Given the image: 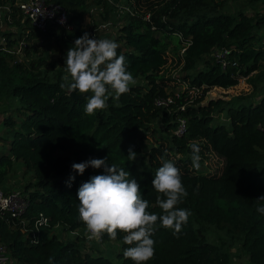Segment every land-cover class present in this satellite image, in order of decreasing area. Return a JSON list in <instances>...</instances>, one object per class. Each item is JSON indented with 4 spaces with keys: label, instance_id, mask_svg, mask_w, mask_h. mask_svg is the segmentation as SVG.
Here are the masks:
<instances>
[{
    "label": "trees",
    "instance_id": "trees-1",
    "mask_svg": "<svg viewBox=\"0 0 264 264\" xmlns=\"http://www.w3.org/2000/svg\"><path fill=\"white\" fill-rule=\"evenodd\" d=\"M51 1L68 9L69 25L52 23L46 30L38 29L15 6L11 24L18 29H0V96L19 102L18 118L13 114L4 118L12 136L0 133V187L9 189L6 179L16 161H22L32 181L22 187L29 204L20 219H30L29 228L41 212L49 218L38 231L40 240L31 242L26 232L0 216V240L8 244L17 264H134L123 256L134 246L123 242L125 233L117 234L119 249L113 258L88 251L84 235L66 237L54 227L59 223L64 231L85 229L77 191L104 169L89 167L81 175L71 165L106 156L109 164L137 180L150 214H164L156 203L162 194L151 183L162 166L161 157L180 170L188 195L176 207L190 212L188 222L177 236L157 221L151 237L155 254L146 264H232L235 246L253 264H264V214L257 211L264 205L257 199L264 195V12L228 11L224 9L228 0H145L149 2L145 10L126 1L137 13L125 14L116 51L125 56L127 71L137 84L119 101L109 97L108 107L90 116L85 106L91 93L61 88L66 53L84 32L92 38V26L84 24L90 8L114 4ZM248 1L256 5L264 0ZM148 11L151 19L145 18ZM176 32L191 40L182 54ZM22 39L27 42L23 55L13 51ZM46 39L57 43L58 56L52 57L51 47L50 52L43 51ZM218 47L230 49L226 65L214 55ZM172 48L185 72L181 77L163 72ZM254 71L257 75L251 77ZM243 76L253 82V93L204 101L211 87L233 86ZM178 85L183 86L177 89ZM195 88L200 90L193 92ZM169 95L173 97L169 105L156 103ZM180 117L186 119V129L177 134ZM157 118L164 122L162 130L154 125ZM150 135L156 141L144 149ZM192 143L200 147L201 162L211 151L223 156L219 173L192 167ZM129 147L137 153L133 162L128 161ZM70 175L75 180L69 188ZM209 224L222 232L220 239L209 240ZM101 240L111 239L105 234Z\"/></svg>",
    "mask_w": 264,
    "mask_h": 264
},
{
    "label": "clouds",
    "instance_id": "clouds-1",
    "mask_svg": "<svg viewBox=\"0 0 264 264\" xmlns=\"http://www.w3.org/2000/svg\"><path fill=\"white\" fill-rule=\"evenodd\" d=\"M118 47L112 40H97L84 32L75 40L74 47L67 50L65 83L61 84V88L66 87L70 93H91L86 96L87 115H95L98 110L106 109L109 97L119 101L121 95L131 90L130 86L137 84L127 71L125 56L117 55ZM189 147L192 150V167L199 171L200 147L196 143ZM127 157L129 162L136 160L137 153L132 147H129ZM161 161L162 166L157 169L151 183L156 192L162 194L157 196L156 203L163 210V215L147 211L149 203L142 198L140 184L129 171L109 164L108 156L72 163V171L81 175L89 167L104 169L102 174L93 175L83 182L77 191L79 219L86 227L89 240L100 241L105 234L115 240L118 232L125 233L123 242L134 246L126 248L123 256L134 261V264H146L155 254V241L151 237L157 221L162 227L173 230V235L181 233L190 212L176 206L188 193L174 162L163 157ZM73 180L75 176L70 175L66 181L67 187H71ZM257 199L264 201V195ZM257 211L264 214V205H258ZM37 225L39 227L40 221H37ZM49 260L51 262L52 258Z\"/></svg>",
    "mask_w": 264,
    "mask_h": 264
},
{
    "label": "rangeland",
    "instance_id": "rangeland-1",
    "mask_svg": "<svg viewBox=\"0 0 264 264\" xmlns=\"http://www.w3.org/2000/svg\"><path fill=\"white\" fill-rule=\"evenodd\" d=\"M116 1L117 3H114V5L112 6L110 4H108L107 6H101V8H99L97 12H94V14L89 15V13H87L85 15L84 24L88 27L92 26V28L96 33L97 40L109 39L114 42L122 43V41H119L117 37L119 36V29L121 23L125 19L126 15L124 13H120L119 4L126 3V1L129 0H116ZM132 2L136 4V6L141 7L144 10L148 9L149 2L145 0H133ZM240 8L246 9L250 13L255 12V9L264 12V1H259L256 5H252L248 0H228L224 7V9H227L228 11H236ZM5 28L8 30L18 29L16 25L11 23L5 25ZM174 40L176 42L179 41L177 36L174 37ZM46 42H47L46 43L47 48H45L43 51L46 53L47 51L50 52V47H51L52 57L58 56L59 52L55 48L57 46L56 45L57 43L53 39H52V44L49 43L47 39ZM181 65L182 64L179 59L177 50L173 48L170 49L168 54V61L163 69V72L166 75L181 77L185 73ZM257 72L258 71H254L251 77L256 76ZM182 86L178 85L177 89L181 88ZM253 90H254V84L251 81L250 77L243 76L240 78V81L233 86L211 87L207 91V97L205 98L204 101H207L210 97L222 96V97L230 98L234 95H249L253 93ZM18 107H19V102L16 99H12L11 97H7L5 95L0 96V133L7 134L8 132L7 135L12 136V133L10 132L11 127L7 126L4 123V118L8 114H13L15 118H18L17 117ZM221 117H223V115H221ZM163 124L164 122L161 118H157L154 122V125H156L160 130H162V128L164 127ZM155 141L156 139L152 135H150L148 138L145 139L144 149L149 150L150 144L154 143ZM223 164H224L223 156L215 151H211L210 153L207 154V157L203 162L200 161V165H201L200 168L204 172L219 173L221 171ZM20 174L22 176V183L15 189H22L24 185L28 186L30 181H32V177L30 174L26 172L25 166L24 168H21ZM58 231H60L61 234L66 237H71V235L69 233H66V231L64 230L58 229ZM221 235L222 232L218 231L215 225L209 224V229H208L209 240L218 239ZM83 238H84L85 248L88 251L94 253L102 252L110 255L113 258H116V254L119 249V243L116 239L110 241H102V240L96 241V240H89L85 236ZM232 253H233L232 264H253L248 258V255L245 252L239 250V247L237 246L233 247Z\"/></svg>",
    "mask_w": 264,
    "mask_h": 264
},
{
    "label": "built area",
    "instance_id": "built-area-1",
    "mask_svg": "<svg viewBox=\"0 0 264 264\" xmlns=\"http://www.w3.org/2000/svg\"><path fill=\"white\" fill-rule=\"evenodd\" d=\"M110 3H117L116 0H108ZM17 6L20 11L23 13L24 18H27L30 24L33 27H36L41 30H46L50 24L55 23L62 26L69 25L70 12L68 9L57 2L51 0H14L12 2H7L0 4V29H6L5 25L9 24L13 20V14ZM120 13H130L135 15L137 13L136 9L128 3L119 4ZM101 8V6L93 5L89 10V15L94 14ZM152 13L148 11L145 14V18L151 19ZM165 17V16H163ZM63 19V23L61 20ZM92 38L96 39V33L94 29H91ZM179 39L182 41L181 54L185 51L187 46L191 43V40L186 38L182 32L175 33ZM27 42L21 40L17 47L13 50L18 54L24 53V48ZM230 53V49L227 47H218L214 50V55L222 59L223 64L227 63V56ZM185 87V86H184ZM199 88L193 90L197 91ZM173 100V97L169 95L168 97H159L156 100L158 105H169ZM184 107V105H182ZM186 129V119L184 117L179 118L177 127L174 129V132L181 134ZM179 154L178 156H180ZM202 159V156H200ZM29 204L27 193L23 189L9 188L5 189L0 187V216L6 218L10 226L19 227L22 231L26 232L31 242H38L40 236L38 231L41 228V225L48 221V216L44 213H40L38 217L34 220V223L28 228L27 224L30 222L28 220L21 218L22 214L26 211ZM19 218V220H18ZM37 221H40L38 227ZM59 223H56L54 227L59 229ZM71 236H77L79 234L86 236V227L85 229H73L66 231ZM0 264H17V259L12 255L11 249L8 244L0 240Z\"/></svg>",
    "mask_w": 264,
    "mask_h": 264
},
{
    "label": "crops",
    "instance_id": "crops-1",
    "mask_svg": "<svg viewBox=\"0 0 264 264\" xmlns=\"http://www.w3.org/2000/svg\"><path fill=\"white\" fill-rule=\"evenodd\" d=\"M21 168H24V163L22 161H16L12 172L8 175L5 182L8 188H17L22 183Z\"/></svg>",
    "mask_w": 264,
    "mask_h": 264
}]
</instances>
